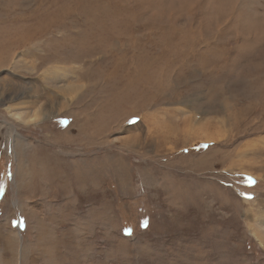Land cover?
Here are the masks:
<instances>
[{
    "label": "rangeland",
    "instance_id": "374dc122",
    "mask_svg": "<svg viewBox=\"0 0 264 264\" xmlns=\"http://www.w3.org/2000/svg\"><path fill=\"white\" fill-rule=\"evenodd\" d=\"M0 264H264V0H0Z\"/></svg>",
    "mask_w": 264,
    "mask_h": 264
},
{
    "label": "bare ground",
    "instance_id": "6f19581e",
    "mask_svg": "<svg viewBox=\"0 0 264 264\" xmlns=\"http://www.w3.org/2000/svg\"><path fill=\"white\" fill-rule=\"evenodd\" d=\"M28 118L30 117V116H27ZM25 119H26V117L23 119V121H25ZM26 122V121H25ZM13 138H16V137H13ZM12 138V139H13ZM15 140V139H14ZM17 140V139H16ZM13 144H14V142H13ZM23 169V168H22ZM14 183H15V181H14ZM21 205H23L22 203H21ZM20 206V205H19ZM21 209V208H20Z\"/></svg>",
    "mask_w": 264,
    "mask_h": 264
}]
</instances>
